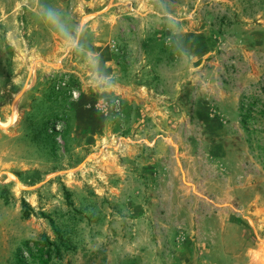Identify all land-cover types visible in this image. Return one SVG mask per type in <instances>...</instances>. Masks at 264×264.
I'll return each mask as SVG.
<instances>
[{"label": "rangeland", "instance_id": "rangeland-1", "mask_svg": "<svg viewBox=\"0 0 264 264\" xmlns=\"http://www.w3.org/2000/svg\"><path fill=\"white\" fill-rule=\"evenodd\" d=\"M260 214L264 0H0V264H246Z\"/></svg>", "mask_w": 264, "mask_h": 264}, {"label": "clouds", "instance_id": "clouds-1", "mask_svg": "<svg viewBox=\"0 0 264 264\" xmlns=\"http://www.w3.org/2000/svg\"><path fill=\"white\" fill-rule=\"evenodd\" d=\"M43 19L45 23L49 24L51 27H53L56 32L59 34L60 37H63L64 44L66 45L68 51H72L73 48L79 50H82L80 48L79 44V38L77 36H74L71 32H69L67 26L64 24L60 14L55 10L54 8L51 7H46L44 9V14H43ZM168 19L171 22H177V18L173 16L171 13H168ZM89 56L96 55L95 53H91L89 51L88 53ZM108 87L109 88H119L118 83H114L111 80L108 81Z\"/></svg>", "mask_w": 264, "mask_h": 264}, {"label": "crops", "instance_id": "crops-1", "mask_svg": "<svg viewBox=\"0 0 264 264\" xmlns=\"http://www.w3.org/2000/svg\"><path fill=\"white\" fill-rule=\"evenodd\" d=\"M100 51L102 49H99ZM101 55V54H100ZM260 212H262V210H260ZM264 219V215L260 214L259 215V221H261V223L263 222L262 220ZM259 252L261 253V255L264 256V249H262L261 247H256V249H250L246 254L245 257L247 258L246 264H257L254 262L253 257L255 254H259ZM217 264H221V262H217Z\"/></svg>", "mask_w": 264, "mask_h": 264}, {"label": "trees", "instance_id": "trees-1", "mask_svg": "<svg viewBox=\"0 0 264 264\" xmlns=\"http://www.w3.org/2000/svg\"><path fill=\"white\" fill-rule=\"evenodd\" d=\"M26 215H27V213H26ZM59 239H60V237H57V240H58V241H59ZM57 243H58V242H53V243H52V245H53L54 248H55V247L58 248V247H57ZM62 244H64V243H62ZM65 245H66V243H65ZM18 253L20 254V250H19V249H18Z\"/></svg>", "mask_w": 264, "mask_h": 264}, {"label": "built area", "instance_id": "built-area-1", "mask_svg": "<svg viewBox=\"0 0 264 264\" xmlns=\"http://www.w3.org/2000/svg\"><path fill=\"white\" fill-rule=\"evenodd\" d=\"M74 95L76 96V94H74ZM118 107H119V101L116 100V103H115V108H116V110H118Z\"/></svg>", "mask_w": 264, "mask_h": 264}]
</instances>
